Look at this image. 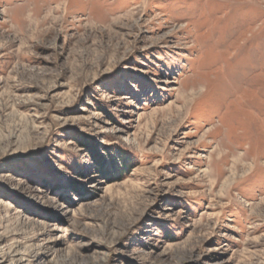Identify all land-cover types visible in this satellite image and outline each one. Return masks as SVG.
Returning a JSON list of instances; mask_svg holds the SVG:
<instances>
[{
    "label": "rangeland",
    "instance_id": "rangeland-1",
    "mask_svg": "<svg viewBox=\"0 0 264 264\" xmlns=\"http://www.w3.org/2000/svg\"><path fill=\"white\" fill-rule=\"evenodd\" d=\"M0 264H264V0H0Z\"/></svg>",
    "mask_w": 264,
    "mask_h": 264
}]
</instances>
